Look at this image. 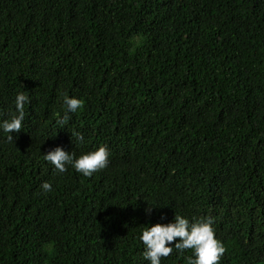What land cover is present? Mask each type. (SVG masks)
<instances>
[{
    "label": "trees",
    "instance_id": "trees-1",
    "mask_svg": "<svg viewBox=\"0 0 264 264\" xmlns=\"http://www.w3.org/2000/svg\"><path fill=\"white\" fill-rule=\"evenodd\" d=\"M18 92L0 264H149L141 230L175 214L211 218L218 264H264V0H0V120ZM100 145L91 176L44 159Z\"/></svg>",
    "mask_w": 264,
    "mask_h": 264
},
{
    "label": "clouds",
    "instance_id": "clouds-1",
    "mask_svg": "<svg viewBox=\"0 0 264 264\" xmlns=\"http://www.w3.org/2000/svg\"><path fill=\"white\" fill-rule=\"evenodd\" d=\"M28 101L29 97L24 92H18L14 100L16 114L10 119L0 120V130L9 133L7 140L12 141L11 133L21 130L25 116L24 106ZM62 104L66 113L76 112L83 107V100L75 96L63 95ZM67 118L65 114L57 120V124L63 126ZM75 139L83 141L82 135L79 134ZM108 158L109 151L105 145H100L94 151L79 156L64 150L61 146L44 153V159L50 162L56 171L63 173L67 166H71L84 176H91L93 172L105 168ZM41 187L45 191L51 190V184L48 182L42 183ZM139 239L144 247L142 256L149 264H160L161 257L168 256L174 248L180 252L185 249L193 251V256L187 258L188 264H218L225 252L223 243L214 235L211 218L190 221L187 217L175 214L167 223L157 222L142 229Z\"/></svg>",
    "mask_w": 264,
    "mask_h": 264
}]
</instances>
